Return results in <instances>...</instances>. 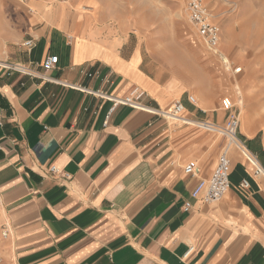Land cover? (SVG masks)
Masks as SVG:
<instances>
[{"label": "crops", "instance_id": "0c3cea01", "mask_svg": "<svg viewBox=\"0 0 264 264\" xmlns=\"http://www.w3.org/2000/svg\"><path fill=\"white\" fill-rule=\"evenodd\" d=\"M96 6L0 4V63L31 68L0 66L2 264H264V177L239 150L230 152L231 186L221 200L191 195L225 144L195 123L227 120L222 60L191 22L195 31L186 22L176 42H165L135 12L110 24ZM55 55L46 70L42 62ZM73 85L115 97L139 86L155 109L181 100L192 122L127 105L112 111V101ZM254 124L241 123L239 133L264 166V124Z\"/></svg>", "mask_w": 264, "mask_h": 264}, {"label": "rangeland", "instance_id": "374dc122", "mask_svg": "<svg viewBox=\"0 0 264 264\" xmlns=\"http://www.w3.org/2000/svg\"><path fill=\"white\" fill-rule=\"evenodd\" d=\"M96 2L97 16L106 23H126L128 16L135 12L142 23L147 22L151 26L153 32L159 31V37L165 42H176L179 30L188 28L186 22L190 24L188 0ZM206 3L214 21L221 27L223 56L226 55L233 66L242 67L238 74H234L221 62L222 71L229 80V96L240 116L242 128L249 130L256 122L261 126L264 124V0H206ZM130 20L136 21L133 17ZM191 29L195 31L192 26ZM200 41L209 54L219 58L205 47L201 38Z\"/></svg>", "mask_w": 264, "mask_h": 264}, {"label": "built area", "instance_id": "2783aa9c", "mask_svg": "<svg viewBox=\"0 0 264 264\" xmlns=\"http://www.w3.org/2000/svg\"><path fill=\"white\" fill-rule=\"evenodd\" d=\"M20 1L24 2L26 0ZM1 3L2 0H0V4ZM187 10L191 24L196 29L199 37L202 39L206 48L222 60L226 70L231 71L234 74H238L241 71L242 67L233 66L231 62L227 58H225L223 56V53L221 52V27L217 22L214 21V16L212 14L211 9L207 5L206 0H188ZM31 43V41L27 42L28 45H31ZM58 59L59 57L57 55L50 56L42 62V66L46 70H49L58 63ZM2 65L10 69L18 70L20 72L31 73V68L22 64L0 63V66ZM88 75L92 76L93 74L88 73ZM72 87L82 89L88 93L112 101L114 104L112 107V111L118 105H127L136 109L153 112L168 120L183 121L187 123L192 122L183 116L185 106L181 100H174L171 106L168 108L155 109L144 103L146 91L139 86L134 87L128 95L123 97H115L103 91H92L79 85H73ZM189 100L193 104H197L196 96L190 95ZM222 107L229 113L227 120L223 124H215L206 121L195 122L198 126L206 130L217 132L225 138V144L219 153L217 164L213 169L211 175L208 178H201L191 193L193 198L201 199L205 203L217 202L221 200L229 191L231 186L230 171L232 165L230 152L232 149L239 150L240 153L246 158L252 168V174L255 177H264V166L261 164L258 157L247 148L244 141L240 137L239 132L241 121L239 114L236 112V110H234L233 100L230 97H224L222 99ZM108 119L109 116L107 117L106 123L108 122ZM3 124L4 121L2 120V118H0V127H2ZM195 165L196 164L193 161L188 163L185 166V171L188 174H194ZM50 171L54 174L59 173L58 168L55 165L50 167ZM241 187L248 189L250 187L249 180L243 179L241 182ZM2 200L3 196L0 186V204L2 203ZM185 208H191V203L187 202ZM3 234L5 236L7 235L6 232H4ZM190 252L191 250L187 253V255Z\"/></svg>", "mask_w": 264, "mask_h": 264}, {"label": "bare ground", "instance_id": "6f19581e", "mask_svg": "<svg viewBox=\"0 0 264 264\" xmlns=\"http://www.w3.org/2000/svg\"><path fill=\"white\" fill-rule=\"evenodd\" d=\"M83 8H84V9H87V7H86V6H85V7H83ZM225 58H227V57H226V55H225ZM227 59H228V58H227ZM228 60H229V59H228ZM229 61H230V60H229Z\"/></svg>", "mask_w": 264, "mask_h": 264}]
</instances>
